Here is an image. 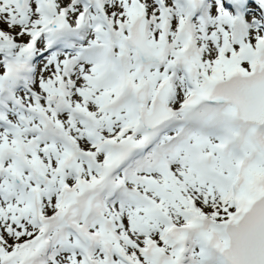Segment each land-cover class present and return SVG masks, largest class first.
<instances>
[{"label": "snow or ice", "instance_id": "6c2138e0", "mask_svg": "<svg viewBox=\"0 0 264 264\" xmlns=\"http://www.w3.org/2000/svg\"><path fill=\"white\" fill-rule=\"evenodd\" d=\"M0 264H264V0H0Z\"/></svg>", "mask_w": 264, "mask_h": 264}]
</instances>
